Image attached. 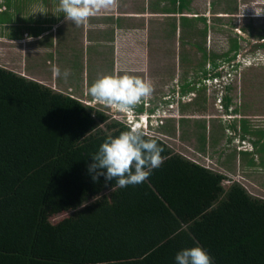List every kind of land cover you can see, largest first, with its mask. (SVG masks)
I'll return each instance as SVG.
<instances>
[{
    "label": "trees",
    "instance_id": "16d2710c",
    "mask_svg": "<svg viewBox=\"0 0 264 264\" xmlns=\"http://www.w3.org/2000/svg\"><path fill=\"white\" fill-rule=\"evenodd\" d=\"M96 105L0 66V264H175L197 244L213 264H264V199L158 136L140 131L164 149L146 181L93 180L91 156L130 130Z\"/></svg>",
    "mask_w": 264,
    "mask_h": 264
},
{
    "label": "rangeland",
    "instance_id": "374dc122",
    "mask_svg": "<svg viewBox=\"0 0 264 264\" xmlns=\"http://www.w3.org/2000/svg\"><path fill=\"white\" fill-rule=\"evenodd\" d=\"M237 1L190 0L188 7L192 10L191 13H202L207 9L206 23L189 20L188 30H182L181 23H178L171 40L162 41L166 43L165 51H168L167 62H162L165 59L150 64L148 62L144 65L146 69L142 67L140 73L129 74L126 71L122 75L151 81L153 92L147 97L151 106H158V112L164 116H176L155 131L156 136L174 152L211 170L222 171L226 175L224 186L227 187L233 181L239 182L248 192L264 199V176L260 174L262 169L258 164V157L255 161L258 165L256 168L251 167L250 173L244 171L248 169L245 167L244 157H238L233 162L231 159L236 144L234 141L230 143L229 139L234 131L227 121L233 113L240 114L253 130L258 129V135L264 140V130H261L264 129V0H239L236 6ZM133 2L124 0L126 8ZM186 2L182 0L183 4ZM165 3L162 9L174 10L172 17L176 22L178 14L174 3ZM223 11L229 13L224 14ZM11 15L12 13L8 17V13H4L0 20H12ZM12 22V26L4 30L21 32V26L13 20ZM235 44L237 54L231 50ZM3 49L7 51V48ZM158 50L162 52V49ZM156 51L157 48L154 52ZM5 54L4 59H7L9 53ZM214 66L230 68L229 75L226 69L222 71L225 75L224 82L214 81L212 78L215 75L211 71ZM205 69L206 75L202 73ZM49 76L51 75L44 77L47 79ZM202 78H205L204 84L201 82ZM44 81L50 83L48 80ZM53 82L56 84L55 90L70 93L84 103L96 104V100H91L88 89H84L85 86H92L95 80L90 78L83 85L79 71L70 72L67 79L61 75ZM66 83H71L72 86H61ZM225 83L230 85L226 87ZM181 86L186 90L180 98ZM161 93L166 94V97ZM225 97L229 98L228 101ZM96 106L111 118L125 121L122 113L103 105ZM236 120L235 118L233 123L236 124ZM239 131H236V135ZM244 145L248 147L247 142ZM258 147L263 150L264 144L260 142ZM262 150H259L261 154ZM61 217L62 215L55 220Z\"/></svg>",
    "mask_w": 264,
    "mask_h": 264
},
{
    "label": "crops",
    "instance_id": "0c3cea01",
    "mask_svg": "<svg viewBox=\"0 0 264 264\" xmlns=\"http://www.w3.org/2000/svg\"><path fill=\"white\" fill-rule=\"evenodd\" d=\"M133 1L126 8L124 0H111L109 7L100 9L86 23L75 25L59 11L60 0H0V16L8 13L9 17L12 13L10 18L21 26V32H8L4 29L12 26V20H0V66L50 87L53 84L54 89L56 84L53 81L57 77L53 74V67H59L61 72L66 69L69 72L79 71L85 85L90 78L96 81L101 76L122 75L126 71L136 74L148 62H160L162 59H165L162 62H167L168 51H165L166 43L162 41L171 40L177 24L181 23L182 30H188L189 20L206 23L207 9L202 13H191L192 10L188 7L190 0H186V4L182 0ZM165 1L174 3L175 12L178 14L176 22L172 17L174 10L172 12L171 9H162L167 3ZM238 4L239 0L236 6ZM3 48H7V51ZM158 49H162V52ZM5 52L9 53L7 59H4ZM160 52L162 54L159 55ZM45 75L51 76L46 79ZM61 86L72 85L66 83ZM90 87L85 86L84 89L89 90ZM180 88V94L184 95L186 88ZM149 102L147 97L143 98L135 108L138 111L141 103ZM232 115L227 121L234 131L229 139L230 143L234 141L236 144L232 162L237 161L238 157H244L245 167L248 168L244 170L246 173H250V168H256L259 164L263 177L264 148L260 149L258 144H264V140L255 133L258 129L253 130L247 122L249 131H244L240 114ZM235 118L238 125L233 123ZM237 130L241 131L236 135ZM246 142L248 147L244 145ZM256 157L258 164H255ZM240 166L239 164L238 169Z\"/></svg>",
    "mask_w": 264,
    "mask_h": 264
},
{
    "label": "clouds",
    "instance_id": "9594fccd",
    "mask_svg": "<svg viewBox=\"0 0 264 264\" xmlns=\"http://www.w3.org/2000/svg\"><path fill=\"white\" fill-rule=\"evenodd\" d=\"M110 3L111 0H60L59 11L64 14L65 19L80 25L86 23L88 18L100 9L109 7ZM222 68L227 70L228 75L231 73L228 66ZM52 71L56 77L63 75L67 79L70 75L67 69L61 73L59 67H53ZM212 78L214 81L224 82L225 75ZM204 80L205 78H202L203 82ZM88 91L96 101L122 113L125 124L130 127V130L119 135L107 136L97 153L91 156L93 163L89 165L88 170L90 173H96L93 180L97 176H103L105 181L115 179V186L121 189L143 183L153 170L164 163L162 156L164 149L155 139H145L142 133L156 136L154 130L156 125L176 116L174 114L164 116L158 112V106L155 105H150L154 108L151 112L139 113L135 106L152 94L153 85L151 81L135 76L104 75L97 79ZM183 96L181 94L180 98ZM148 104L150 102L144 103L145 106ZM174 259L175 264H213L211 256L198 244L180 250Z\"/></svg>",
    "mask_w": 264,
    "mask_h": 264
}]
</instances>
